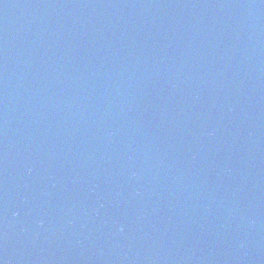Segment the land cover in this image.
I'll use <instances>...</instances> for the list:
<instances>
[{"label":"water","instance_id":"water-1","mask_svg":"<svg viewBox=\"0 0 264 264\" xmlns=\"http://www.w3.org/2000/svg\"><path fill=\"white\" fill-rule=\"evenodd\" d=\"M0 264H264V0H0Z\"/></svg>","mask_w":264,"mask_h":264}]
</instances>
